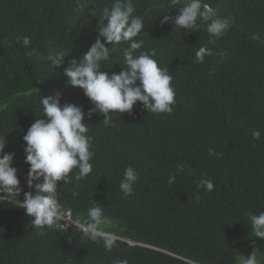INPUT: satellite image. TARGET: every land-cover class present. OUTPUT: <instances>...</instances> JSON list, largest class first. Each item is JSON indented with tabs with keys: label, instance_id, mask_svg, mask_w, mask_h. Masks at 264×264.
<instances>
[{
	"label": "trees",
	"instance_id": "16d2710c",
	"mask_svg": "<svg viewBox=\"0 0 264 264\" xmlns=\"http://www.w3.org/2000/svg\"><path fill=\"white\" fill-rule=\"evenodd\" d=\"M173 1L121 0L144 22L146 31L133 38L144 41L137 55L155 49L159 66L173 76V111L147 112L138 101L105 126L102 115L88 118L92 102L67 82L63 69L94 43L102 9L115 0H0V137L5 152L15 153L23 190L16 199L22 202L24 192L33 190L23 135L46 118L42 96L59 91L61 104L85 112L93 153L88 176L77 181L74 168L69 182H58L59 202L86 226L88 209L98 202V231L116 238L108 251L102 238L93 241L75 225L34 227L32 217L0 193V264H243L238 258L247 247L256 248L264 264V238L255 237L249 219L264 212V0H204L229 20L219 38L199 20L190 31L161 26L165 15L175 16ZM180 2L182 8L185 0ZM129 43L106 45L110 59L101 70H123ZM200 47L212 51L202 63L196 62ZM33 48L40 55L29 57ZM61 52L57 67L41 59ZM254 130L260 139L253 138ZM209 148L221 155L210 156ZM129 165L139 179L125 197L120 183ZM171 175L176 179L169 184ZM202 179L213 182L211 191Z\"/></svg>",
	"mask_w": 264,
	"mask_h": 264
},
{
	"label": "clouds",
	"instance_id": "9594fccd",
	"mask_svg": "<svg viewBox=\"0 0 264 264\" xmlns=\"http://www.w3.org/2000/svg\"><path fill=\"white\" fill-rule=\"evenodd\" d=\"M79 10L78 6L76 11ZM134 11L130 2L122 3L121 0H115L111 8L104 7L99 16V34L96 40L79 60L72 58L63 69L67 82L81 88L92 102L93 107L87 112L88 118L94 113L102 115L105 126L112 123L113 114L130 113L138 101L151 113H171L172 105L175 104L173 76L168 67L159 66L155 59L156 50L140 52L137 55V50L142 48L144 41L133 38L145 26L142 17L133 16ZM198 20L205 22L207 32L216 38L230 27L229 20L220 18L216 9L203 3V0H185L178 14L165 15L160 24L163 26L171 23L177 28L190 31L197 29ZM122 41L130 42L123 53V70L111 74L102 71V64L110 59L109 47L106 45L120 44ZM30 42L28 36L23 38L25 47ZM27 55L31 57L40 53L33 48ZM205 55H212L211 49L200 47L196 52V62L202 63ZM220 55L223 56L224 53ZM64 57L65 54L61 52L58 56H41V59H46L57 67L61 65ZM61 97L62 93L59 91L54 95H43L40 101L41 112L46 118L36 119L23 135V141L26 142L24 162L30 166L27 185L33 190L24 192L22 202L16 199L23 190L17 175L18 169L13 166L15 153L5 152V138L0 137V193H6L10 201L23 208L32 217L34 227H52L59 224L62 228H69L75 225L93 241L102 238L104 247L111 251L116 238L113 234L98 231L103 222V209L98 202L88 209V226L72 219L59 202L58 182H69V174L74 168L78 169L75 179H84L92 171L90 160L93 156L90 151L92 137L87 135L89 129L85 122V112L76 104H61ZM260 136L259 130L253 131L254 139H260ZM208 151L210 156L221 155L212 148ZM183 170V166H178V171ZM138 179V172L129 165L120 183L125 197L133 194V185ZM175 179V175L169 176L168 183L172 184ZM200 185L207 191L214 187L209 179H202ZM249 219L255 237L264 238V212L259 215L252 214ZM128 242L134 244L130 240ZM114 264H128V260L117 259ZM243 264H259L255 251L244 258Z\"/></svg>",
	"mask_w": 264,
	"mask_h": 264
},
{
	"label": "rangeland",
	"instance_id": "374dc122",
	"mask_svg": "<svg viewBox=\"0 0 264 264\" xmlns=\"http://www.w3.org/2000/svg\"><path fill=\"white\" fill-rule=\"evenodd\" d=\"M203 2L209 4L208 2H205L204 0H203ZM174 3H175V5H174V6H170L169 9H171L172 12L175 11V12L173 13V15H176V14L179 13V11H180V9H181V5H179V4H181V2H180V0H174L171 4H174ZM209 5H210V4H209ZM177 7H178V9H177ZM175 28H176V27H175ZM177 29H178V28H177ZM144 31H146L145 27H144V30H143L142 32H144ZM70 223L72 224L73 222L70 220ZM258 247H259V245H258ZM252 251H255V253H256V248H253V247H247V248H245V249H242V250H241V255L239 256L240 258H238V259H239V262H243V261H244V258L247 257V256H249V255L251 254ZM257 259H258V258H257ZM258 261H259V260H258Z\"/></svg>",
	"mask_w": 264,
	"mask_h": 264
}]
</instances>
